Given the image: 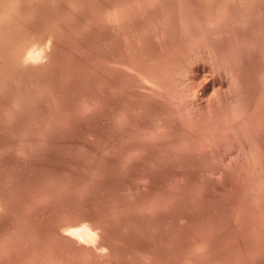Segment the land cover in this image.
Here are the masks:
<instances>
[{
  "label": "rangeland",
  "instance_id": "rangeland-1",
  "mask_svg": "<svg viewBox=\"0 0 264 264\" xmlns=\"http://www.w3.org/2000/svg\"><path fill=\"white\" fill-rule=\"evenodd\" d=\"M0 205V264H264V0H0Z\"/></svg>",
  "mask_w": 264,
  "mask_h": 264
},
{
  "label": "bare ground",
  "instance_id": "bare-ground-1",
  "mask_svg": "<svg viewBox=\"0 0 264 264\" xmlns=\"http://www.w3.org/2000/svg\"><path fill=\"white\" fill-rule=\"evenodd\" d=\"M1 206V205H0ZM39 252H40V250H39ZM42 252V251H41ZM41 254V253H40ZM23 257V256H22ZM23 259V258H22ZM24 262V261H23Z\"/></svg>",
  "mask_w": 264,
  "mask_h": 264
}]
</instances>
